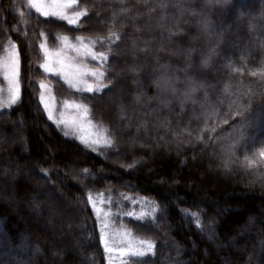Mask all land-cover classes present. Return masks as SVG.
<instances>
[{"label":"trees","instance_id":"trees-1","mask_svg":"<svg viewBox=\"0 0 264 264\" xmlns=\"http://www.w3.org/2000/svg\"><path fill=\"white\" fill-rule=\"evenodd\" d=\"M147 2L154 9L150 20L143 14L148 9L135 11L138 0H78L87 15L83 27L74 29L28 11L21 0H0V41L17 46L22 77L20 101L0 111V264H109L89 195L102 198V213H110V236L127 233L133 244L141 239L155 244L154 253L142 258L113 253L111 264H264V161L259 156L264 88L256 86L257 78L232 70L243 62L252 67L264 62V0H247L246 6L228 0L209 10L211 42L218 51L199 81L207 89V107H202L205 89L195 104L162 91L163 103L157 96L166 74L183 81L184 46H195L197 55L207 50L208 34L199 23L204 17L190 9L177 12L186 23L176 33L172 25L180 21L172 18L174 9L159 8L162 0ZM125 5L127 13L120 10ZM17 6L23 13H16ZM128 17L142 31H135ZM109 30L128 35L109 53V87L100 97L81 96L53 78L59 98L82 99L91 120L115 140L114 146L93 151L64 136L40 108L36 89L45 74L38 67L39 33L55 41L59 33L96 37ZM134 46L142 68L130 71ZM249 88L251 95L242 101L250 120L245 137L257 142L242 146L237 137L229 153L228 145L236 142L228 139L233 120L224 124L222 118ZM233 118L240 119L234 112ZM246 156L256 163L248 165ZM64 198L77 205L68 206ZM128 211L144 213L143 222L122 214Z\"/></svg>","mask_w":264,"mask_h":264},{"label":"snow or ice","instance_id":"snow-or-ice-1","mask_svg":"<svg viewBox=\"0 0 264 264\" xmlns=\"http://www.w3.org/2000/svg\"><path fill=\"white\" fill-rule=\"evenodd\" d=\"M228 4V0H162L159 4V8L174 9L172 13V18L174 20L180 21L179 24H173L172 28L176 33L181 32V25L186 23V21L180 20V17L177 15V12H183L186 10H192L194 15L201 14L202 18L199 23L202 25L201 31L208 34L209 44L205 52H200L199 55L196 53L198 49L195 46H184L186 55L181 69L184 71L183 81L173 80L170 75L166 74V84L162 87L160 91L157 92V96L161 98V102L164 100L161 97V91L166 93L168 97L174 100H179L180 102H191L195 104L197 102V93L201 89H205V85L199 81L205 79L203 76V71L207 65H209L213 56L217 54V47L211 42L213 37V28L212 25L207 20V14L209 10L213 7H222ZM28 7L35 10V13L39 14L44 18H54L57 21H63L66 25L72 26L74 29H80L83 27L81 19L87 15V9L81 8L78 6V0H28ZM148 9L147 13H143L150 20L152 17V12L154 11L151 4L147 0H138V3L135 5V11L137 13H142L143 9ZM122 12H129L130 9L125 5L120 9ZM264 16V12H262ZM133 20V27L135 31H142V29L136 28V20L133 17H128ZM241 23L244 22L243 14L241 15ZM250 29H255L256 25L248 22ZM43 39L39 43L38 51L42 52V62L38 65L40 69L43 70V73L46 74L44 79L39 81V103L42 105L44 112L47 115L48 120L53 121L57 126L64 124L68 127H75L74 122H70L64 119H55V103L56 99L51 95V81L49 80L47 74H52L53 76H60V78L68 85L69 88L75 89V91L84 96L85 93L92 94V98L95 99L100 97L106 88L109 87L105 83L108 77V62H109V53L113 51L114 48H119L120 44H117V41H122V37L128 35L127 32L117 34L115 31H108V34L105 36H74L72 40L75 43L71 42L70 37L66 34H56L53 36V40L59 42L58 46L53 50L49 47L50 41L48 35L44 31L39 33ZM191 35V34H189ZM177 45H180V41H176ZM97 45L100 48L105 49L104 51H97ZM138 49H135L129 53L133 56V61L129 65V70L141 69L142 65L135 56V52ZM145 51V50H140ZM5 56L0 59V70L3 71V79L7 82L8 88V97L6 100H0V107H3L4 104L9 106L16 105L21 99V60L20 53L17 50V46L9 41L4 46ZM69 52L73 55H69ZM85 58H90L91 61L95 62V66L88 67L84 63ZM159 62V58L157 57ZM228 66L232 67V62L228 61ZM162 68L168 67V65H161ZM234 73L241 76H251L257 78L254 83L258 88H264V62L261 63L259 67H252L248 62L241 63L240 67H235L232 69ZM31 71V69H29ZM86 77L92 78V83H89ZM133 79H136V76L133 75ZM156 83V81H153ZM252 93L251 88L247 91H244L236 96L234 100L231 101L229 112L223 116L222 122L228 124L229 120H233V123L229 125L233 129L232 133H229L228 139L231 141H236L231 143L227 147L229 153L237 146V137L239 140L243 141L242 146H246L248 141L251 140L253 143L257 142L255 137H245V130L250 123L249 116L246 115L248 106L243 103V97L250 96ZM87 98V97H84ZM141 97L137 96V101ZM208 96L207 89H205L204 104L202 107L208 106ZM65 108H74L78 113L87 115L89 113V107L87 104L83 103V100H65L63 102ZM233 112L236 117L240 119L233 118ZM217 113L213 110L211 115H216ZM61 117L63 113L60 114ZM264 123V119L261 121ZM219 127V123L211 128V131L215 132L216 128ZM223 131V130H221ZM261 131H264V128H261ZM64 136H68L67 132L63 133ZM220 133H217L219 136ZM80 142L86 147L95 151L97 146L103 145V147H112L115 145V140L110 137H96V138H86L81 135L79 137ZM264 142V141H261ZM259 156L262 161H264V148L259 150ZM248 165L255 164L256 161L249 157H245ZM42 172L45 170L41 169ZM87 174V170H85ZM45 175L46 172H45ZM127 200H130L132 203L137 201L133 197H126ZM143 202V201H142ZM88 203L91 205V208L95 214L96 220L99 224L100 229V241L104 246V250L109 254V264H111V256L113 253H118L121 257L131 256L136 258H142L149 254L154 253L155 244L151 240L141 239L138 242V245L127 243L125 247L116 248L110 243L108 238V226H109V215L108 212H103L98 207L97 200L88 196ZM124 216L133 218L135 221L143 222L142 217L144 213L136 214L132 211L123 212ZM191 215L195 216L196 213ZM125 235H128L125 233ZM141 264L145 262L141 261Z\"/></svg>","mask_w":264,"mask_h":264},{"label":"rangeland","instance_id":"rangeland-1","mask_svg":"<svg viewBox=\"0 0 264 264\" xmlns=\"http://www.w3.org/2000/svg\"><path fill=\"white\" fill-rule=\"evenodd\" d=\"M240 1L244 5L247 0H240ZM21 2L24 3V5H25V7L27 8L28 11H31V12L35 13L34 9H31V8L28 7V0H21ZM78 6L81 7V8H84L83 6H81L79 4H78ZM244 6H246V5H244ZM15 10H16V13H23L20 9H18V6L15 8ZM59 34H64V33H59ZM66 35H68V34H66ZM68 36L70 37L71 42L75 43V41L72 40V37H74V36H71V35H68ZM78 36H80V35H78ZM42 39H43V37H42ZM49 41H50L49 47L52 48L53 50H55V48L58 46L59 42L56 41V40L55 41L49 40ZM8 42L9 41L7 39L6 40L4 39L3 41H0V59H2L5 56L4 46ZM97 51H99V50H97ZM40 54H41V57H40V60L38 59V64H40L42 62L43 54H42V52H40ZM69 55H73V53L69 52ZM84 63L87 64L88 67L95 66V62L91 61L90 58H85ZM20 67H21V65H20ZM47 76H48L49 80L51 81V85H52L51 95L54 96L55 99H56V103H55L56 111H55V114H54V120L55 119H64V120H68L70 122H74L75 123V127H68V126H65L64 124H60L58 127L61 128L64 132H67L69 135L74 136L78 140H79V137L81 135L85 136L86 138H96L98 136L99 137H108V135L106 133V130L103 127L101 128L99 126V124L94 123L91 120L89 113L87 115H84L82 113H78L77 110L74 109V108H65L63 106V102L65 100H76V99H71V98L68 97V98H65L63 100V98L65 96L59 98V95L56 94V91H55V88H54L55 81H54L53 78L60 80L64 84H66V83L60 78V76H53L52 74H47ZM86 79H88L89 83L93 82L91 77H86ZM40 80H38L37 89H36V96H37L38 102H39V91H40L38 85H39V81ZM105 83H106V81H105ZM7 88H8L7 82L3 79V71L0 70V100H6L7 99V97H8ZM21 89H22V79H21ZM107 100H108V102L111 103L110 98H107ZM77 101H79V100H77ZM39 105H40V103H39ZM8 107H9V105L4 104L3 107H0V111L4 110V109H7ZM40 108H41L42 111H44L42 105H40ZM114 109H115L116 115L118 116L120 114V112H121L120 105L118 103H116L114 105ZM61 113H63L62 117L60 115ZM261 132H264V131H261ZM100 146H103V145H100ZM100 146H97V148L100 147ZM63 201L65 203H67L68 206H71V205H73V206L75 205L76 206L77 205L76 203H74V201H72L70 199L64 198ZM102 202H103L102 198L97 200V204H98L99 208L101 207L100 205L102 204ZM77 224H79V223H77ZM75 228H76L77 231L81 232V225L80 224L77 225V227L75 226ZM119 233L120 234H116V235H113V236H110L108 234V238L110 240V243H112L113 246L116 247V248L125 247L127 245V243L129 242V241H127L129 238L126 235H124L123 233L121 234V232H119ZM117 235H120V236H117ZM119 243H122V244L118 245Z\"/></svg>","mask_w":264,"mask_h":264}]
</instances>
